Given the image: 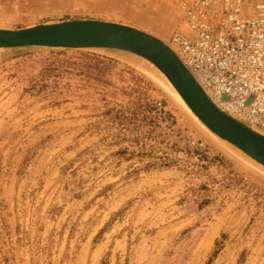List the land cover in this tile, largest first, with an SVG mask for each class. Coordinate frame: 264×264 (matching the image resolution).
I'll return each instance as SVG.
<instances>
[{"label": "rangeland", "instance_id": "1", "mask_svg": "<svg viewBox=\"0 0 264 264\" xmlns=\"http://www.w3.org/2000/svg\"><path fill=\"white\" fill-rule=\"evenodd\" d=\"M183 1L0 0V28L103 21L172 50ZM163 77L118 50H0V264H264V168Z\"/></svg>", "mask_w": 264, "mask_h": 264}, {"label": "built area", "instance_id": "2", "mask_svg": "<svg viewBox=\"0 0 264 264\" xmlns=\"http://www.w3.org/2000/svg\"><path fill=\"white\" fill-rule=\"evenodd\" d=\"M181 7L185 29L171 38L180 60L227 113L264 134V0Z\"/></svg>", "mask_w": 264, "mask_h": 264}, {"label": "water", "instance_id": "3", "mask_svg": "<svg viewBox=\"0 0 264 264\" xmlns=\"http://www.w3.org/2000/svg\"><path fill=\"white\" fill-rule=\"evenodd\" d=\"M27 47L122 50L150 61L208 130L264 168V136L218 109L158 38L130 26L93 20L0 28V49Z\"/></svg>", "mask_w": 264, "mask_h": 264}, {"label": "bare ground", "instance_id": "4", "mask_svg": "<svg viewBox=\"0 0 264 264\" xmlns=\"http://www.w3.org/2000/svg\"><path fill=\"white\" fill-rule=\"evenodd\" d=\"M165 44V43H164ZM166 45V44H165ZM167 46V45H166ZM168 47V46H167ZM169 48V47H168ZM1 50V49H0ZM109 50H113V49H109ZM173 50V51H172ZM171 51L175 54V56L177 57V59H178V61L180 62V64L191 74V76L193 77V79L195 80V82L199 85V87L203 90V92L210 98V100L214 103V105L218 108V109H220L222 112H224V113H226L227 115H229L231 118H233L234 120H236V121H238L239 123H243V122H241L240 120H238V119H236L233 115H231V114H229V113H227L226 112V110L221 106V105H219V104H217L216 103V101L211 97V95L207 92V91H205L201 86H200V84H199V82L197 81V79L194 77V75L190 72V70H188L185 66H184V64L182 63V61L180 60V57H179V55L177 54V52H176V50H175V48L174 49H172ZM118 51H122V50H118ZM123 52H126V51H123ZM127 53H130V52H127ZM130 54H132V53H130ZM133 55H135V54H133ZM135 56H137V55H135ZM137 57H139V56H137ZM139 58H141V57H139ZM142 59H144V58H142ZM144 60H146V59H144ZM146 61H148V60H146ZM150 64H152L150 61H148ZM153 65V64H152ZM154 66V65H153ZM155 67V66H154ZM156 68V67H155ZM157 69V68H156ZM158 70V69H157ZM159 71V70H158ZM160 72V71H159ZM160 74H162L161 72H160ZM163 75V74H162ZM164 76V75H163ZM165 77V76H164ZM163 77V78H164ZM166 79V78H165ZM167 80V79H166ZM168 81V80H167ZM168 83H169V81H168ZM170 84V83H169ZM170 86L172 87V85L170 84ZM172 89V91L175 93V94H177L178 95V93L174 90V88L172 87L171 88ZM173 92H171V93H173ZM173 93V94H174ZM179 96V95H178ZM179 98L181 99V97L179 96ZM182 100V99H181ZM183 101V100H182ZM183 103H184V101H183ZM182 103V104H183ZM185 104V103H184ZM186 105V104H185ZM187 107V106H186ZM228 107V106H227ZM188 108V107H187ZM226 108V107H225ZM189 109V108H188ZM188 112H189V116L191 117V119L194 121V122H196L197 123V125L201 128V130H202V132L211 140V141H214V142H216V143H218V144H224V145H226L227 147H228V149H230V151L233 149L234 151H236L237 153L239 152L240 154H242L244 157H246L240 150H238L237 148H235L234 146H232L231 144H229L228 142H226V141H224V140H222V139H220V138H218L215 134H213L210 130H208V128H206V126H204L199 120H198V118L191 112V110L189 109L188 110ZM188 114V113H187ZM245 126H247L248 128H250L251 130H253L251 127H249L247 124H245V123H243ZM253 131H255V130H253ZM255 132H257V131H255ZM257 133H259V134H261L262 136H264V134L263 133H260V132H257ZM226 150H227V148H226ZM226 150H224L223 148L221 149V151L224 153V154H226L227 156H232L231 155V152H227ZM232 150V151H233ZM233 151V152H234ZM248 158V157H247ZM249 159V158H248ZM250 160V159H249ZM252 162H254L253 160H251ZM256 163V162H255ZM218 232V226L217 227H212L211 228V230H210V232L205 236V238H204V240H203V242H202V244H201V249H206L207 248V246L209 245V243H210V241L213 239V237L216 235V233Z\"/></svg>", "mask_w": 264, "mask_h": 264}]
</instances>
